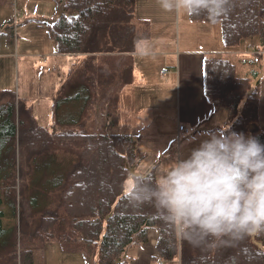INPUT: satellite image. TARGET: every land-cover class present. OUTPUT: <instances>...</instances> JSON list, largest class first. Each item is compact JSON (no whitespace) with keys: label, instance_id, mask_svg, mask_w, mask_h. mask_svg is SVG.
<instances>
[{"label":"trees","instance_id":"trees-1","mask_svg":"<svg viewBox=\"0 0 264 264\" xmlns=\"http://www.w3.org/2000/svg\"><path fill=\"white\" fill-rule=\"evenodd\" d=\"M53 2L56 9L65 2L64 14L45 26L59 54L133 51L136 0ZM189 17L220 24L227 49L258 41L262 64L252 61L251 77L238 76L228 56L211 55L203 78L205 98L214 113L224 114V127L231 124V130L264 143L259 83L252 84L264 67V0H231L227 14L216 21L204 13ZM13 32L6 27L0 35L12 45ZM144 155L136 151L133 136L65 130L58 123L44 128L13 91L0 89V264H18L17 259L34 264V250L48 244L96 256V264H125L129 247L147 242L150 231L157 233V258L167 263L264 264V233L194 247L160 219L153 205L130 206L122 194L130 173L126 166L136 168ZM6 219H18V225L6 227Z\"/></svg>","mask_w":264,"mask_h":264},{"label":"crops","instance_id":"crops-1","mask_svg":"<svg viewBox=\"0 0 264 264\" xmlns=\"http://www.w3.org/2000/svg\"><path fill=\"white\" fill-rule=\"evenodd\" d=\"M136 1L133 26H137L138 36L133 41V51L59 54L55 43L40 35L39 44L33 43L31 51H19L22 39L17 36L13 51L2 55L15 64V85L9 90L32 110L40 126L50 129L58 123L73 130L88 131L91 127L95 130L91 133L141 138L135 131L139 126L134 128L129 114L139 112L140 117L147 118L157 110L155 103L157 107H168L166 100L158 99V92L164 89L173 93L169 121L178 139L200 125L210 128V123L217 119L218 113L213 112L204 95V61L211 55L233 58L242 52L218 46V36L223 45L216 28L220 24L192 21L182 12L166 13L158 0ZM55 21L53 16L50 24ZM4 38L0 35V39ZM145 43L151 45L149 55L141 54ZM255 59L262 61L259 55ZM259 74V127L264 132V68ZM42 104L49 109L43 125L37 119L43 111ZM159 112L155 113L156 124L164 131L168 123ZM225 123L222 122L223 127ZM144 125L150 126L146 121ZM179 126L187 128L188 133H179ZM5 221L6 227L13 226L12 220Z\"/></svg>","mask_w":264,"mask_h":264},{"label":"clouds","instance_id":"clouds-1","mask_svg":"<svg viewBox=\"0 0 264 264\" xmlns=\"http://www.w3.org/2000/svg\"><path fill=\"white\" fill-rule=\"evenodd\" d=\"M158 5L166 13H204L216 21L227 14L231 0H158ZM150 51L145 43L141 54ZM231 129L228 124L209 130L163 169L130 172L122 185L129 205H153L194 247L264 233V143Z\"/></svg>","mask_w":264,"mask_h":264},{"label":"rangeland","instance_id":"rangeland-1","mask_svg":"<svg viewBox=\"0 0 264 264\" xmlns=\"http://www.w3.org/2000/svg\"><path fill=\"white\" fill-rule=\"evenodd\" d=\"M59 9V8H58ZM58 9H56L53 0H7L0 7V32L5 27H12L14 31V45H9L6 38L0 39V89L9 90L14 88L15 71L14 61L2 57L9 51H13L16 47L17 36L22 39L20 41L19 51L26 49L31 51L33 43L39 44L40 35L49 38L46 24L54 21L58 18ZM221 26H216L221 33ZM248 45L254 46L256 49L247 51ZM218 46L224 48L221 44L220 36H218ZM258 41L243 40L236 49L242 52L239 57L231 58L237 66V75L246 76L252 73L255 65L252 63L255 60L253 54L257 50ZM225 50V49H223ZM258 62V61H257ZM260 65V63L258 62ZM155 96V93L152 94ZM164 99L167 102V106L157 107L155 113H162L166 117L168 127L161 131L156 124V114L150 115L147 118H142L139 112L136 115L129 114L130 123L134 128L138 127L135 131L142 135L139 138L134 136L136 143V151L138 153L145 154L142 157L143 163L137 166L135 172H140L152 167H159L163 169L166 167L174 156L181 152H187L189 149L196 147L205 133L201 130H215L216 128L223 127L222 122H226V118L223 113H218L217 119L210 123V128L200 125L198 129L191 130L189 135L178 139L177 134L173 131L170 123L171 118V104L173 101V93L169 89H164L158 92V99ZM18 101V100H17ZM61 106V105H60ZM63 106V105H62ZM40 114L37 115V119L41 125L45 124V115L49 113L48 106L42 104ZM158 113V114H159ZM58 115V113H56ZM17 120V119H16ZM145 121L150 125L144 132ZM141 125V126H140ZM88 132L95 131L94 128L88 127ZM96 129V128H95ZM65 130H73L71 128H65ZM248 135V134H246ZM188 141L187 143L185 141ZM140 156V155H139ZM18 220V219H17ZM17 220H12L13 226L18 225ZM157 239V233L150 231L148 240L140 246H132L127 250L128 259L125 264H179L178 261L164 262L157 258L155 252V244ZM35 264H96V256L85 257L81 252H66L58 244H48L43 247H38L34 250Z\"/></svg>","mask_w":264,"mask_h":264},{"label":"water","instance_id":"water-1","mask_svg":"<svg viewBox=\"0 0 264 264\" xmlns=\"http://www.w3.org/2000/svg\"><path fill=\"white\" fill-rule=\"evenodd\" d=\"M64 4H65V2H63V3L60 5L59 9H58V17H60V16H62V15L64 14V11H63ZM257 82H258V80H256L255 82H253V83H252L253 86H255ZM126 168L129 170V172H134V171H135V168H129L128 166H126ZM257 246H258V247H261L260 244H258ZM124 258H125V256H124Z\"/></svg>","mask_w":264,"mask_h":264},{"label":"bare ground","instance_id":"bare-ground-1","mask_svg":"<svg viewBox=\"0 0 264 264\" xmlns=\"http://www.w3.org/2000/svg\"><path fill=\"white\" fill-rule=\"evenodd\" d=\"M235 48H236V47H235ZM251 48H252V49H255L254 46H250V48H249L248 50L251 51V50H252ZM248 50H247V51H248ZM256 54H257V55H256ZM258 54H259V53H257V51H255V53L253 54V56L256 58V56H258ZM229 58H230V57H229ZM230 59H231V58H230ZM231 60H232V59H231ZM259 62H260V61H259ZM260 64H262V61H261ZM263 68H264V67H263ZM259 76H260V74H259V75L257 76V78H256V80H258L257 83H259ZM256 80H255V81H256ZM255 81H254V82H255ZM257 83H256V84H257ZM27 108H29V107H27ZM29 109H30V108H29ZM31 112H32V110H31ZM32 115H33V112H32ZM38 125H39V124H38ZM18 258H19V257H18ZM17 261H18V259H17Z\"/></svg>","mask_w":264,"mask_h":264},{"label":"built area","instance_id":"built-area-1","mask_svg":"<svg viewBox=\"0 0 264 264\" xmlns=\"http://www.w3.org/2000/svg\"><path fill=\"white\" fill-rule=\"evenodd\" d=\"M178 131H179V133H188V129L185 128L184 126H179ZM18 264H21L20 259L18 260ZM160 264H162V263H160Z\"/></svg>","mask_w":264,"mask_h":264}]
</instances>
